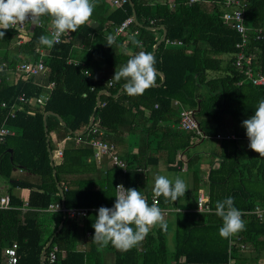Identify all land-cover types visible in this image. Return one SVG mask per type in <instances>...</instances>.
<instances>
[{
  "label": "trees",
  "instance_id": "trees-1",
  "mask_svg": "<svg viewBox=\"0 0 264 264\" xmlns=\"http://www.w3.org/2000/svg\"><path fill=\"white\" fill-rule=\"evenodd\" d=\"M242 1L246 4L244 17L248 27L245 52L254 56V65L264 72V39H255V29L264 28V0ZM95 2L92 17L75 33L65 34L51 49L38 42L41 35H49L47 25L51 18L47 16L41 18V27L28 29V39L23 44L15 42L13 30H6L4 38H0V63H5L0 76V128L4 124L14 132L0 144V179L13 187L30 190L26 204L9 191L10 208L0 209V264H5L3 251L12 243L18 245L17 264H42V251L51 239L45 264L54 246L57 247L55 264H96L101 255L97 249L100 245L95 241L91 247L88 241L84 251H77L76 241L80 233H89L93 241L92 225L98 209L114 206L115 185L119 182L126 189L141 191L149 205L157 199L161 208L178 205L184 211L171 216L172 256L165 251L162 234L165 231L168 234L167 225L166 230L158 227L155 234L149 232L141 244L130 250L107 245L114 254L115 264H169L171 261L224 264L229 256V238L219 234L223 220L216 215V202L233 197L235 207L242 212L252 211L256 206L264 208V157L250 149L246 132L236 133L234 140H217L216 151L209 158L205 191L212 212H196L202 184L199 156L192 150L203 139L194 142L193 133L176 127L180 110H192L205 138H215L224 117L239 120L241 128L242 122L254 114L259 101L264 99V87L243 81L233 64L240 35L223 21L224 2L128 0L117 8H112L109 0ZM133 14L139 25L133 22L108 46L107 37L115 35V29ZM162 27L167 31V41H182L184 45L171 46L166 40L160 43L154 53L159 73L156 85L142 95L129 96L123 91L126 81L113 79L115 71L137 52H152L162 37ZM132 34H137L142 48L128 39ZM37 48L45 52V72L37 78H20L9 84L7 73L15 72L22 61H36ZM160 73L165 77L162 84ZM50 83L54 87L45 105H32L30 100L41 95ZM21 96L26 102L18 101ZM1 103L7 108L2 109ZM16 103L20 109L14 118H9L10 108ZM46 112L58 115L65 125L55 115H47L44 121ZM92 116L93 125L89 127ZM103 124L129 125L128 135L137 136V153L125 154L122 158L127 168L125 173L111 165L97 176L94 151L86 141L92 137V129ZM101 129L106 133L104 138L117 150L122 135ZM76 133H81L79 138L83 143L64 148L62 162L53 164L51 151L57 143L77 138ZM51 134H55V141ZM243 138L248 140L241 142ZM180 151L186 153L191 189L174 202L163 196L155 197L157 173L148 172L147 167L162 162L170 172H180L183 164L177 159ZM216 159L219 163L214 167ZM15 168L33 176L35 182H11ZM53 203L64 204L66 209H85L86 213L71 220L60 212L65 220L57 230L58 222L54 221L58 216L47 211ZM242 218L246 229L234 235L247 248H234L235 264H263L264 217L259 220L247 213Z\"/></svg>",
  "mask_w": 264,
  "mask_h": 264
},
{
  "label": "clouds",
  "instance_id": "clouds-1",
  "mask_svg": "<svg viewBox=\"0 0 264 264\" xmlns=\"http://www.w3.org/2000/svg\"><path fill=\"white\" fill-rule=\"evenodd\" d=\"M95 7V0H0V29L4 30L0 31V38H4L8 29L25 23L40 24L41 18L47 16L51 18V34L41 35L38 42L51 49L60 42L62 35L75 33L84 25L92 17ZM136 36L132 34L128 39L142 48V42ZM107 41L111 47L114 37L109 35ZM158 75L154 54L139 51L119 71H115L113 79L125 80L123 91L129 96H137L154 87ZM242 126L246 129L250 149L264 157V99L259 101L254 114L244 120ZM116 189L114 206H101L92 225L95 230L93 240L99 245L111 244L127 251L141 244L153 227L167 229L163 210L155 203L149 205L141 191L125 189L122 184ZM188 189L186 180L180 176H155L153 193L157 198L163 196L174 202L184 196ZM215 212L223 220L219 229L221 237L229 238L246 229L233 197L217 201Z\"/></svg>",
  "mask_w": 264,
  "mask_h": 264
},
{
  "label": "built area",
  "instance_id": "built-area-1",
  "mask_svg": "<svg viewBox=\"0 0 264 264\" xmlns=\"http://www.w3.org/2000/svg\"><path fill=\"white\" fill-rule=\"evenodd\" d=\"M198 0H189V3H195ZM112 8H117L122 6L123 4H126L128 0H109ZM224 5L226 7V11L223 14V21L225 24L229 25L232 29H234L239 35H240V41L236 43L235 48L237 49V52L234 56V66L239 73L240 76H242L243 81L251 83L253 86L256 87H264V72L261 70L259 66L254 65V56L252 54H248L245 52L247 40H248V27L245 24V17H244V9L246 7L245 2L242 0H223ZM134 22V18L131 16L127 19H125L116 29L115 33L116 35L123 34L128 28L131 26V24ZM41 27L42 23L40 24H32V23H25L20 26H16L13 30L16 31L15 36V42L17 44H23L27 41V31L30 27ZM47 31L49 35L52 31V25L51 22L47 25ZM65 35H62L60 38V42L63 40V37ZM255 39L256 40H262L264 39V28H257L255 29ZM59 42V43H60ZM171 46H183L182 41H166ZM36 52L39 54V57L34 62L29 61H22L16 66V73L19 74L22 78H37L40 74H43L45 72V62H44V54L45 52L42 49H36ZM75 63L78 64L76 61H69V63ZM5 70V63H0V76ZM86 75H89L88 71L84 72ZM112 85L111 82H109V86ZM54 84L50 83L45 87V91L39 95L38 97L30 100V103L32 105H45V103L48 101L50 91L53 89ZM18 101L21 103L26 102L24 97H19ZM177 104V102H175ZM1 108L5 109L7 108V105L5 103H1ZM20 109V106L16 103L13 104L10 108V111L8 113L9 118H14L16 111ZM177 128L182 131H188L195 135V140L198 138L204 137L202 132L199 129L198 123L194 117V113L192 110L188 109H181L179 113V120L177 123ZM14 132L5 126L4 124L0 128V144H3L7 137L12 136ZM81 135H76V143H83V140L80 139ZM87 144L91 146V148L94 151V159L100 160L103 157L108 158L110 164H113L115 166H118L123 173L126 172V165L125 162L120 158V156L117 153V150L115 148V145L106 140L104 138V132L103 130L98 126L92 129V137L88 139ZM57 157L62 156V152L58 150L56 152ZM123 185L126 189L125 185L121 182L117 183L115 185V196L117 194L116 187L118 185ZM116 200V197H115ZM155 203L158 205V200L153 199L152 204ZM209 198L206 192H200L197 198V207L196 211L200 213L204 212H210V208L208 206ZM10 208V197L9 195L5 194L0 196V209H9ZM47 211H59L67 214L71 218L74 217H83L86 213L85 209H66L63 204L60 203H53L50 204L47 208ZM243 214H253L256 216L257 219L262 220L264 217V208H261L259 206H256L252 211L242 212ZM240 248L241 250H245L247 248V245L241 241V238L235 235H232L229 237V247H228V260L224 264H235V261L232 257V252L234 248ZM18 245L17 243H12L8 247H6L3 251V257L5 264H17L18 262ZM57 247L54 246L52 251L50 252L48 256V262L46 264H55L57 259Z\"/></svg>",
  "mask_w": 264,
  "mask_h": 264
},
{
  "label": "crops",
  "instance_id": "crops-1",
  "mask_svg": "<svg viewBox=\"0 0 264 264\" xmlns=\"http://www.w3.org/2000/svg\"><path fill=\"white\" fill-rule=\"evenodd\" d=\"M116 36H118V35H116V33H115V35H113V37L115 38ZM162 36H163V34H162ZM161 39H162V37L160 38V40ZM154 46H153L152 53L153 52L155 53ZM121 50H124V49H120V51ZM7 76H8V83L9 84H14L20 78H22L16 72H8ZM161 81H162V78H161ZM240 123L241 122L239 120H237L231 116H226L222 120L221 127L219 128V134L215 138H211V137L205 138V136H204V137H202L203 140H201V141L198 140L199 138L196 140L194 138V142L199 141L195 144V148H193L192 151H193V153H197L199 156L198 157L199 164H200L199 169L201 172L200 173V183L202 184L201 192L206 191L209 162H210L209 158H210V154H213L216 151V141L219 139H223V138L227 139L228 141L234 140V139H236V133H238V135L240 133H245L246 129L243 126H241V128H240ZM101 128H104V130L110 129L113 132H116V133L118 132L120 135H122V137H121L122 141L120 143V146L117 149V152H118L121 159L123 158V156H125V154H136L137 153V151H138V149H137L138 148L137 136L135 137V136L128 135V132L130 130L129 125H126V124H116V125L103 124V126ZM103 132H104V136H106L105 131H103ZM79 134H81V133H79ZM79 134H76V135H79ZM51 139L53 141H55V134H51ZM240 140H241V142H243V141L246 142L248 139L243 138ZM78 146H80V144L76 143V139H67V140L63 141L62 143H57L56 149L54 151H51L53 164L58 165L62 162V160H63V149L64 148H73V147H78ZM58 150H60L62 152L61 157L56 156V152ZM177 159L181 160L183 162L182 166L179 167L180 172L185 173V171L187 170L186 153H184L183 151H180L177 155ZM96 163L98 165L97 176H101L103 169L107 168L108 166L113 165V164H110L108 158H106V157H103L100 160H96ZM218 163H219V161H218V159H216L214 167H217ZM147 171L148 172H155L157 174H164L165 172H167L169 170L164 163L159 162L158 164L148 166ZM11 177H12L11 182H23V181L28 182V183H34L35 182V179L33 178V176L27 174L26 172H24L20 169H16V168L12 171ZM189 182L192 186L191 178H189ZM9 191H11L12 194L17 196L21 201H23L24 204L27 203L28 198H29V193H30L29 189L20 188L19 186L13 187L10 182L0 179V196L5 195V194L8 195ZM158 206H159V204H158ZM161 209L163 210V212L165 214V220L168 224L169 223L171 224L170 220H171V216L173 213L184 211V209H182L178 205L171 206V207H163ZM194 211H196V209ZM49 212H51V214H53L54 216L55 215L58 216V218L54 222H55V224L58 222L57 230L61 229V227L63 226L64 220H65V216L60 215L59 211H49ZM210 212H212L211 209H210ZM204 213H208V212H204ZM68 219L72 220V218L70 216H68ZM158 227L159 226L153 227L151 229L150 233L155 234L156 228H158ZM169 233H171V232L168 231V234ZM162 234L164 235V238H165L164 239L165 246H166L165 251L168 255L172 256L173 249H174V234L172 232L171 236L169 237L170 244H171V251H168V249H167V241H166L167 240V231L162 232ZM88 241L90 242V246L92 247L95 241L93 240L91 242L89 233H86V234L80 233V235L76 241L75 249L77 251H84L86 242H88ZM228 247H229V245H228ZM97 249L101 252V255L97 259L96 264H115L114 263V254L112 253L111 250L106 248V246H101V245ZM262 259H263L262 263L264 264V258H262ZM180 261H182V259H180ZM169 264H175V263H174V261H171V263H169Z\"/></svg>",
  "mask_w": 264,
  "mask_h": 264
},
{
  "label": "water",
  "instance_id": "water-1",
  "mask_svg": "<svg viewBox=\"0 0 264 264\" xmlns=\"http://www.w3.org/2000/svg\"><path fill=\"white\" fill-rule=\"evenodd\" d=\"M133 18H134V22L137 24V25H139L138 24V22H137V20H136V16H135V14H133ZM162 29V31H163V36H162V39L161 40H159L156 44H155V46H154V51L156 52V50H157V48H158V46H159V44L160 43H162L165 39H166V36H167V31H166V29L165 28H161ZM154 53V52H153ZM160 75H161V78H162V81H161V84L164 82V79H165V77L160 73ZM122 91V89L118 92V94L120 93ZM103 93H107V92H103ZM100 105V96L97 98V106H99ZM47 115H55V114H53L52 112H46L45 113V115H44V121H45V119H46V116ZM57 118H58V120L60 121V123L62 124V125H65V123H64V121L58 116V115H55ZM92 125H93V116L91 117V119H90V123H89V127H92ZM76 134H79V133H76ZM79 135H81V134H79ZM10 153H12V151L10 150L9 151ZM49 152H50V150H49ZM50 160H51V162H52V156H51V153H50ZM58 188H59V191H60V193L62 194V190H61V188H60V186H58ZM63 201H64V198H63ZM64 203V202H63ZM63 206H64V204H63ZM52 243V239L45 245V247H44V249H43V251H42V255H41V262H42V264H45V253H46V250L49 248V246H50V244Z\"/></svg>",
  "mask_w": 264,
  "mask_h": 264
},
{
  "label": "rangeland",
  "instance_id": "rangeland-1",
  "mask_svg": "<svg viewBox=\"0 0 264 264\" xmlns=\"http://www.w3.org/2000/svg\"><path fill=\"white\" fill-rule=\"evenodd\" d=\"M190 173L189 172H186L185 171V173H182V172H170V171H167V172H165L163 175H168L170 178H174L175 176H180V177H182L183 179H185L186 180V182H187V184H188V188L190 189L191 188V184H190V182H189V175ZM188 189V190H189ZM188 190L186 191V192H188ZM186 192H185V194H186ZM184 194V195H185ZM181 199V198H180ZM170 222V221H169ZM167 225H168V230L172 233L173 232V229H172V225L169 223H167ZM171 233H169V234H167V249H168V251H171V244H170V240H169V237L171 236ZM263 260V259H262ZM263 262V261H262Z\"/></svg>",
  "mask_w": 264,
  "mask_h": 264
}]
</instances>
